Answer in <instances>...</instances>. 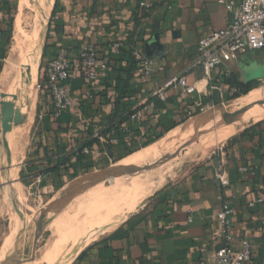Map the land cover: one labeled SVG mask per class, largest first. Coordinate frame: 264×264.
Instances as JSON below:
<instances>
[{"label": "crops", "instance_id": "obj_1", "mask_svg": "<svg viewBox=\"0 0 264 264\" xmlns=\"http://www.w3.org/2000/svg\"><path fill=\"white\" fill-rule=\"evenodd\" d=\"M19 1L0 0V62L4 59L11 19L15 28ZM141 1L38 0L44 22L39 75L60 48L66 49L73 60L87 45L106 49L121 41L128 49L123 51L109 78L94 85L91 96L89 86L75 68L67 85L76 106L59 118L53 115V102L47 90L40 91L34 111L31 105L28 115L37 137L35 146L25 153L24 164L11 163L22 168L20 173L13 169L4 175L28 174L29 184L18 177L11 180L17 188L21 184L35 187L42 195L60 193L113 168L131 171L154 158L157 162L178 151L192 136L200 137L219 124L224 108L231 104L227 100L231 76L246 86L264 81V49L239 56L228 65L229 73L202 67L190 70L199 40L227 25V9L220 0H155L149 11L140 9ZM34 29L35 44L39 30ZM153 43L158 45L147 49ZM133 48L155 61L154 75L144 77L139 63L127 58ZM182 74L188 77L186 87L167 88L165 101L157 97L167 81ZM255 98L250 95L246 100ZM205 99L216 108L211 115L199 119L196 113ZM151 103L153 106L143 119H131ZM189 115L197 116L188 117L186 123L173 128ZM111 126L113 130L106 135ZM17 127L13 125L12 129ZM112 138L117 142H111ZM94 139L99 140V145L86 146ZM27 140L23 138L24 148ZM1 142L5 152L0 145V157L5 161L12 151L10 143L6 144L0 135ZM86 148L89 154L84 152ZM244 167L257 175L242 173ZM9 191L7 188V196L3 195L5 200L0 197V227L2 219L9 215V206L3 205L10 203ZM263 193L264 120L228 139L208 159L162 190L151 204L84 247L71 264H216V251L226 242L217 219L224 201L234 208L235 246L242 239H250L256 248L252 264H264V203L250 207ZM9 230L8 235L0 233V254L14 231L10 227Z\"/></svg>", "mask_w": 264, "mask_h": 264}, {"label": "rangeland", "instance_id": "obj_2", "mask_svg": "<svg viewBox=\"0 0 264 264\" xmlns=\"http://www.w3.org/2000/svg\"><path fill=\"white\" fill-rule=\"evenodd\" d=\"M21 1L22 0H20L18 4L15 22L21 12ZM33 9L34 10H30L24 14L27 19V25L24 28L26 30L22 28L19 32L16 28L13 29L11 42L6 49L3 61L0 62V102L2 95L16 96L18 99L17 104H19L24 97L25 90L22 89V78L19 76L21 70L19 68H15L12 72H10V82H5L3 84L2 77L6 70V63L10 55V50L14 46L18 36L24 37L26 32H29L31 28L35 27L39 30V37L35 46L36 50L32 52L30 51L29 53V57L33 56V60L36 58L34 62L37 69L36 93L34 96L33 107L34 111L35 103L37 102L40 93L38 84L39 69L43 52L44 22L43 14L37 4ZM13 89L14 91H12ZM263 93L264 81H260L257 82L245 95H240L238 93L230 95L228 103L231 102V104L224 108L225 110L223 112L222 119H225L226 121L236 120L237 118L232 119V113H234L232 108L234 109L235 107L232 105L237 103L239 99L241 101H245L246 98H250V95L259 97ZM247 101L248 100H246V102ZM209 106L206 108L204 107V111H202V107H200V110L196 113L199 115V119L208 114L210 115L212 110L216 108L211 104ZM10 108L12 107L2 110L0 105V135L3 137L4 141H8V129L13 128V120L9 116ZM197 115H189L184 119H186L187 122L188 117L195 118ZM2 118L8 121V129L6 128L3 132L2 126H4V123ZM220 121L218 120L217 123H220ZM32 125L30 124L27 131L28 133H26V138H28V140L25 148L22 147V154L24 151V156L20 164H24L26 162L25 156L27 154L25 155V153H29V151L34 148L36 143L35 141H37ZM216 126L212 131L216 129ZM1 132L3 134H1ZM196 137L197 135L192 136L190 139H194ZM226 142L227 141L217 143L214 147L204 151L201 149L194 150L190 156L185 157L184 159L180 158L174 161L172 160L160 168L155 167V158L150 163H146L145 165L131 171H120L113 168L112 170L104 172V174L100 175L98 179L71 187L61 191L60 193L51 192L42 195L34 189L35 187H24L21 184V189L17 191V189H15L17 188V184L15 182L12 183L10 179L7 184H2L0 182V197H3L7 188L10 189V203L8 204L9 215L2 219L0 233L8 235L10 232L9 227L11 230H14L7 239V241H9L18 231L21 233H24L27 230L32 232L36 229V225L38 224L40 232L36 246L35 259L34 261H24L21 264H71L73 259L84 247L112 231L132 213L141 211L144 206L151 204L155 197L168 185L177 182L186 176L197 165L218 151L219 147L221 148ZM5 143L7 144L8 142ZM197 143H200V137H197V142L194 145ZM0 145L2 146L3 152L5 149L4 145L2 142ZM7 156L8 155H6L4 164L0 165V175L2 174L7 176V174L13 169H17L16 167L18 165L11 166L10 164L9 166ZM21 169L22 168L19 166L17 169L19 173ZM27 175L28 174L24 173L22 177H18V180L21 179L25 181L26 184H29L30 180ZM51 204H57L58 208L56 210H46L47 206ZM127 205H131V208L127 213H124L123 209ZM137 205L139 206L137 207ZM136 207L137 209L132 211ZM14 219H19L21 225H16L14 223L16 220L14 221ZM7 243L8 242H6V244ZM28 243L31 245L33 244L31 238ZM20 249H23V242L21 243ZM2 253L3 251L0 254V260L2 258Z\"/></svg>", "mask_w": 264, "mask_h": 264}, {"label": "built area", "instance_id": "obj_3", "mask_svg": "<svg viewBox=\"0 0 264 264\" xmlns=\"http://www.w3.org/2000/svg\"><path fill=\"white\" fill-rule=\"evenodd\" d=\"M154 3L155 0H142L140 9L149 11L153 8ZM219 3L227 9V25L224 29L207 33L199 40L196 56L190 70L202 67L208 71L224 69L225 73H229L228 65L239 56L264 49V0H220ZM1 36L2 31L0 30ZM126 49H128L126 44L121 41L111 43L106 49H100L96 45H87L80 50L77 59L73 60L66 49L60 48L46 66L44 71L45 82L42 85L38 84L40 91L46 89L52 99L54 117L59 118L76 106L71 88L67 85L75 68L81 72L90 88L88 96H91L94 85L109 78L110 71ZM131 52L138 61L144 77H151L155 74V61L153 59L148 58L137 48H133ZM186 74L174 76L167 81L164 89L157 92V97L165 101L167 88L173 85L186 87L188 85ZM237 92L236 87L230 88V95ZM204 105H201L202 111L210 103ZM152 106V103L145 106L137 111L131 119L140 121ZM100 139L104 140V137H100ZM111 142L116 143L117 139L112 138ZM84 152L89 154L90 150L86 148ZM241 172L252 177L257 175L248 167L242 168ZM223 183L225 184L224 181ZM257 203H264V193L256 201L251 202L250 207L254 208ZM233 215L234 208L228 201H224L217 219L222 227L226 242L216 251L215 263L252 264L256 251L255 244L250 239L245 238L239 242V245L235 246V234L232 226ZM189 221L192 222V218Z\"/></svg>", "mask_w": 264, "mask_h": 264}, {"label": "bare ground", "instance_id": "obj_4", "mask_svg": "<svg viewBox=\"0 0 264 264\" xmlns=\"http://www.w3.org/2000/svg\"><path fill=\"white\" fill-rule=\"evenodd\" d=\"M37 3H38V0H22L21 1V3H20L21 4V7H20L21 12H20L19 17L16 18L17 20L15 22V28L17 31L20 32L22 30V28L24 29L26 27L27 19H26V15H24V14H26L30 10H34L33 8L36 6ZM31 15H33V14H31ZM28 29H30V28H28ZM24 30H26V29H24ZM38 33H39V31H38ZM33 34H35V29L31 28V30L29 32H26V34H24L25 35L24 37L18 36L17 40L14 43V46L10 50V55H9V58L7 60V63H6V70H5L4 75L2 77V83L3 84L5 82H10V80H11V73L10 72H12L15 68H17V69L19 68L21 70L20 75H19V73H18V75L22 78L21 85H22V89L25 90L24 91L25 94H24L23 99L20 101L19 104H17V106L20 107L21 109L23 108L21 110V113H24V114L28 113V110H26L27 109V101H26V99H24L25 96L30 99L32 108L34 106L35 74H36V64H35L34 60L36 58L33 60V56L29 57L30 51L32 52V51L36 50L35 46H36L37 42H35V44H34ZM26 66H29L31 69L32 81H30V76L24 70V68ZM24 74H25V76L23 77ZM10 88H12V87H10ZM12 91H14V89ZM262 95L259 97H256L255 99H252L250 102L248 101L246 103H241L243 101L240 100L239 103L235 104V107H234V109L232 108V110H234V113L237 111H240L241 109H243L244 107L249 105V103H253L255 101L262 100ZM24 106H25V109H24ZM9 111H10V113H9L10 118L12 120H14V115L16 113V107L10 108ZM30 119H31V116H30ZM263 120H264V107L254 109L252 112L246 114L243 117H239L234 121H230V120L229 121H226V120L220 121L219 120L220 123L216 126V129L214 131L207 132V133L203 134L202 136H200V143L199 144L197 143L198 145L197 144L194 145L197 142V139H196L194 141V143L190 145V147L186 148V150L182 153V155L180 157L173 159V161L176 159H180V158L184 159L185 157L190 156L194 152V150H200L201 149L204 151V150H207L211 147H214L217 143L225 142L228 139H230L231 137H233L234 135L238 134L240 131L249 127L250 125L259 123ZM2 121L5 123V125L3 126L4 127L3 130H5L6 128L8 129V121H6L3 118H2ZM30 122L31 121L29 120L27 125H24L22 127H17L15 129H12V128L8 129V142L10 143V149L12 151V155L9 156V159H8V162L10 164L13 163L14 165H19L21 163V160L23 159L24 154H22V147H23L22 141H23V138H26V133H28L27 131H28V128L31 124ZM5 142H7V140H5ZM199 146H200V148H199ZM12 156H13V159L11 158ZM2 157L3 156L0 157V165L2 163L4 164ZM9 177H11V178H9ZM17 177H18L17 172L11 173L10 176H8V177L1 174L0 175V182H2V184H6L9 179L10 180H13V179L17 180ZM17 189L19 190V189H21V187L18 186ZM6 193L8 194V192H5V194H3V195H6ZM3 199H2V201L5 200V199L4 200ZM6 201H7V199H6ZM3 205L8 207V204H6V203H4ZM130 206L129 205L125 206V208L123 209L124 213H127L130 210V208H131ZM14 223L16 225H21V222L19 221V219L16 220V222H14ZM27 231H29V230H27ZM27 231H25L24 233H21L19 231L17 232L18 234L19 233L22 234V239H20V242H19V249H20L22 242H23V248H24L25 244L30 241V238L29 239L27 238V234H26ZM17 233L9 241H7L8 243L6 244L5 249L2 250L3 253H2L1 260L4 259L8 255L7 254V249L9 247L8 244H12L11 241L16 237ZM31 239H32V241H34V239L32 237H31ZM13 245H15V244H12V246Z\"/></svg>", "mask_w": 264, "mask_h": 264}, {"label": "water", "instance_id": "obj_5", "mask_svg": "<svg viewBox=\"0 0 264 264\" xmlns=\"http://www.w3.org/2000/svg\"><path fill=\"white\" fill-rule=\"evenodd\" d=\"M157 45L158 44H156V43L147 45V49H148V47L154 48ZM24 70L30 76V81H32V73H31L30 67L26 66L24 68ZM24 76H25V74L23 75V77ZM24 99H26V101H27V109L26 110H28V113H26V114L21 113V110L23 108L21 109L20 107L17 106L18 99L16 96H12V95H2L1 96L0 105H1L2 110L5 108H8V107H16V113L14 115V120H13V124H12L16 127L25 125L28 122V115H29V111H30V107H31L30 106L31 102H30V99L27 98L26 96ZM263 106H264V93L262 95V100H258V101H255L253 103H249V105H247L246 107H244L240 111L233 113L232 119L243 117L246 114L252 112L254 109H258V108H261ZM24 109H25V106H24ZM4 125H5V123H4ZM196 139H197V137L194 139H190L189 141H187V143H185L175 153L164 155L159 161H157L155 163V167L160 168L163 165L171 162L173 159L180 157L182 155V153L186 150V148L190 147V145L193 144ZM103 174H104V172L100 175H103ZM99 176L96 179H98ZM88 181H90V179ZM57 208H58L57 204H51V205L47 206L46 210H50V209L56 210ZM36 226L37 227L35 230H33L32 232L27 231V233H26L27 238L32 237L34 239L33 244L31 245L29 243H26L25 247L23 249H19V242H20V239H22V234L17 233L16 237L11 241L12 244H15V245L12 246V244H8V246H9L7 249L8 255L4 259L0 260V264H21L22 262L28 261V260L34 261L35 254H36V246H37V242L39 239V232H40L38 224Z\"/></svg>", "mask_w": 264, "mask_h": 264}, {"label": "trees", "instance_id": "obj_6", "mask_svg": "<svg viewBox=\"0 0 264 264\" xmlns=\"http://www.w3.org/2000/svg\"><path fill=\"white\" fill-rule=\"evenodd\" d=\"M14 12H16V6L14 8L13 14H14ZM10 24H11L10 25V30L7 33L8 36L6 37L5 49L3 51L4 55L6 54V49H7V47L9 46V44L11 42L12 30H13V19H11V23ZM122 54H124V52ZM127 58H129L130 61H136V62H138L133 57L131 51L129 52V57H127ZM121 59L122 58H120L118 61L120 62ZM44 78H45V72L40 73V75H39V83L41 85L45 82V79ZM228 82H229V84H230L231 87H236L238 89V92L237 93L240 94V95L247 94L253 88V86L255 85V84H253V85H247V86L246 85H242L240 82L237 81V79L234 76H231L228 79ZM227 100H230V99L228 98ZM207 101H208V99H205L204 104H206ZM185 122H186V119H182L181 121L176 122L173 128L179 127L180 125L184 124ZM112 130H113V126H111L110 129H107L105 134L107 135L108 133H111ZM94 145H96V146L99 145V140L98 139H94L90 143H87L86 144V146H91V147H93Z\"/></svg>", "mask_w": 264, "mask_h": 264}]
</instances>
